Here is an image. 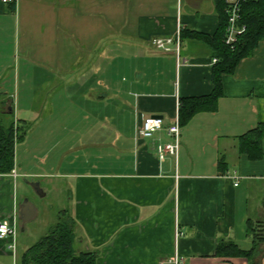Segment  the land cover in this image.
I'll return each instance as SVG.
<instances>
[{
  "label": "crops",
  "instance_id": "obj_1",
  "mask_svg": "<svg viewBox=\"0 0 264 264\" xmlns=\"http://www.w3.org/2000/svg\"><path fill=\"white\" fill-rule=\"evenodd\" d=\"M219 23L215 0H0V62L9 37L20 59L13 89L0 65V108L32 127L36 105L21 94L39 93L22 87L29 78L22 69L40 62L63 89L55 92L53 78L42 82L55 91L37 104L43 106L39 120L44 116V123L66 132L47 136L52 144L38 153L34 172L17 161L28 135L17 144L16 175H0V222L21 225V176L41 185L65 180L78 246L98 253V264H167L176 254L185 264H249L219 257L217 248L233 242L250 250L249 224L264 220V135L241 146L253 129L264 134V41L224 76L216 111L181 127L178 156L161 160L156 151L174 142L168 129L180 99L213 93L214 57L192 37L181 39L180 56L157 49L153 40L176 38L183 29L214 36ZM150 116L164 123L148 139L138 126ZM10 245L0 240V264L15 263Z\"/></svg>",
  "mask_w": 264,
  "mask_h": 264
},
{
  "label": "trees",
  "instance_id": "obj_2",
  "mask_svg": "<svg viewBox=\"0 0 264 264\" xmlns=\"http://www.w3.org/2000/svg\"><path fill=\"white\" fill-rule=\"evenodd\" d=\"M215 2L220 23L214 36L193 33L189 29H183L180 33L182 40L192 37L204 41L214 59H217L212 69L213 93L205 97L180 99L178 118L181 127L187 125L196 114L216 111L223 96L224 76L233 75L242 60L252 56L259 43L264 41V0H247L243 3L240 23L246 30L232 45L226 43L228 16L225 4L223 0ZM2 105H5L4 101ZM0 113L3 114L1 108ZM30 130V125L23 129L19 122L13 121L7 126L0 121V175L13 173L16 166V146L25 140ZM263 135L260 128L253 129L242 137V148L260 143ZM75 227V220L65 210L50 233L28 248L20 256L18 264H98V253L77 247ZM248 231L253 239L250 250H243L233 242H221L218 244L217 255L224 258H245L249 264H259L256 262L257 258H264V220L250 223Z\"/></svg>",
  "mask_w": 264,
  "mask_h": 264
},
{
  "label": "rangeland",
  "instance_id": "obj_3",
  "mask_svg": "<svg viewBox=\"0 0 264 264\" xmlns=\"http://www.w3.org/2000/svg\"><path fill=\"white\" fill-rule=\"evenodd\" d=\"M115 30H116L115 25H108L109 34L114 33ZM113 42L114 40H110L109 38V44ZM2 46L4 49V55L3 54L1 55L3 58H1L2 61L0 62V65L2 64V67H1L2 70L4 69L2 72V75L5 78L8 84V87H11L13 89V84H14V79H15L14 73L15 71L18 70L16 69L17 67H19L18 64H20L19 55H18L16 46H15V38L13 39V37L12 38L9 37V41L7 40L4 41V43H2ZM108 49L111 50L112 52L114 48L109 46ZM48 70L50 69L42 67L40 62L28 61L27 63L26 62L23 63L22 75L23 76L26 75L27 76L26 78L28 77L29 78L26 80V82L28 81V83L23 84L22 87L24 86L25 89H35L37 90V93L39 94L32 95V96L27 95V94L25 95L21 94V98H24L27 96L28 98L31 99L30 102L36 105L35 106L36 109L34 110V113L37 115H35L33 120H31L32 127L28 133V138L26 139L25 143L24 144L20 143L19 146L17 147V153H18L17 161L21 168L27 169L30 167L32 168L33 172L36 171L35 166H37V163L35 162L36 161L35 159H37L38 153L42 151L43 146L46 148V146L48 145L51 146L52 144L51 138L47 136L55 134V137H56L61 133L66 134V132L64 131L65 129L64 126H58V125L52 126L50 124L48 125L47 122L44 123L43 121L44 116L41 117L39 120L40 116L38 115L41 114L43 106L38 107L37 104L39 105L40 103H42V100L48 102L49 97H52L51 94H48L49 91L50 90L55 91V86H53L52 89L47 90V91L43 86H41L42 82L45 81V79L53 78L52 73L49 72ZM38 72L41 73L42 78H39L36 80L35 74ZM50 81L58 82L55 92H60V90L58 89H63V83L60 80H58V78L54 77ZM32 82H35V83L32 84ZM59 95H61L62 99H64L63 96H65V99H67L66 98L67 95L65 94H59ZM1 96L3 97V95H0V98ZM55 96H58V95H55ZM68 96L70 97V95ZM59 97L60 96L56 98L59 99ZM56 102L58 103V100H56ZM45 110H43L44 115L46 113ZM0 121L4 125H7V126L13 121L17 122L16 116H14L13 114H1V113H0ZM19 126L24 129L26 124L19 123ZM96 128L98 129V131L102 129L101 125ZM75 133H77V130ZM44 139L45 140L49 139V141L43 142L42 140ZM65 169L64 171H66ZM26 178L29 181L40 180L34 177L21 176L17 180L16 193L20 199V202L25 199H28L31 203H33L34 206L38 209V213H37V216L33 220L29 221L26 224L25 231H22L21 226H19L17 237H16V249H15L16 256L14 255L15 263L12 262L11 264H18L20 256L28 248H30L36 242H38L42 237L49 234L51 229L59 222L62 213L65 210H67L68 212V209H69V195L70 194H69V191L67 190V184L65 180L53 179L54 183H51V184H46L44 181H42L43 183L41 185V188L46 193V196L41 197L35 193V191L33 190L30 184L25 182ZM68 215H71V214L69 213ZM20 223L22 222L20 221ZM75 233H76V227H75ZM77 247H78V243H77Z\"/></svg>",
  "mask_w": 264,
  "mask_h": 264
},
{
  "label": "built area",
  "instance_id": "obj_4",
  "mask_svg": "<svg viewBox=\"0 0 264 264\" xmlns=\"http://www.w3.org/2000/svg\"><path fill=\"white\" fill-rule=\"evenodd\" d=\"M17 0H3L4 3H15ZM247 0H223L225 4V11L228 16V29L226 43L228 45L234 44L238 38L245 32V26L241 25V12L242 5ZM180 31L178 32L176 38H157L153 40V45L165 52L171 53L175 52L177 56H180L181 50V37ZM217 60H213V64ZM163 119L160 117H146L143 118L141 124L138 126V134L143 138H152L158 131L163 128ZM168 134L174 139L173 143L165 145H157L156 151L161 160L165 159L166 155L178 156L180 148V137H181V126L179 123V118L176 122L169 127ZM13 173L16 175L15 170ZM18 233V225L15 221H3L0 222V240H10V248L14 251L16 249V237ZM167 264H185L184 259L179 255H174Z\"/></svg>",
  "mask_w": 264,
  "mask_h": 264
},
{
  "label": "water",
  "instance_id": "obj_5",
  "mask_svg": "<svg viewBox=\"0 0 264 264\" xmlns=\"http://www.w3.org/2000/svg\"><path fill=\"white\" fill-rule=\"evenodd\" d=\"M11 113H13V109H10ZM25 182L30 184L35 193L41 197L46 196V193L43 191L41 188V184L39 182H30L27 179H25ZM38 213V209L34 206L33 203H31L28 199H25L22 201L20 204V221L21 223V228L22 231H25L26 229V224L33 220Z\"/></svg>",
  "mask_w": 264,
  "mask_h": 264
}]
</instances>
